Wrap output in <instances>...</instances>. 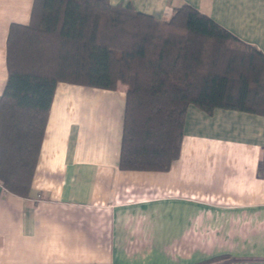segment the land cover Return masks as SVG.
<instances>
[{"label":"crops","instance_id":"crops-1","mask_svg":"<svg viewBox=\"0 0 264 264\" xmlns=\"http://www.w3.org/2000/svg\"><path fill=\"white\" fill-rule=\"evenodd\" d=\"M0 0V95L10 23ZM169 18L189 4L264 54V0H109ZM125 89L60 82L26 197L0 184V264H264V115L190 104L166 171L121 170Z\"/></svg>","mask_w":264,"mask_h":264},{"label":"trees","instance_id":"trees-1","mask_svg":"<svg viewBox=\"0 0 264 264\" xmlns=\"http://www.w3.org/2000/svg\"><path fill=\"white\" fill-rule=\"evenodd\" d=\"M5 56L0 184L22 197L60 82L124 87L121 170H168L190 104L264 115V54L189 4L157 19L109 0H33L28 23H10Z\"/></svg>","mask_w":264,"mask_h":264},{"label":"rangeland","instance_id":"rangeland-1","mask_svg":"<svg viewBox=\"0 0 264 264\" xmlns=\"http://www.w3.org/2000/svg\"><path fill=\"white\" fill-rule=\"evenodd\" d=\"M227 261L228 260L226 258L220 257L213 264H225V263H227Z\"/></svg>","mask_w":264,"mask_h":264}]
</instances>
